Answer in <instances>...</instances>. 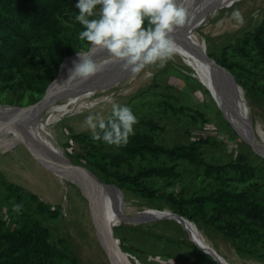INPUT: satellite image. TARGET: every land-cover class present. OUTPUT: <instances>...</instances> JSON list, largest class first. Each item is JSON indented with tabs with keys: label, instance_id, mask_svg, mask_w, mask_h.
<instances>
[{
	"label": "rangeland",
	"instance_id": "rangeland-1",
	"mask_svg": "<svg viewBox=\"0 0 264 264\" xmlns=\"http://www.w3.org/2000/svg\"><path fill=\"white\" fill-rule=\"evenodd\" d=\"M70 1L71 5L58 15L57 22L61 34L71 38L76 54L80 51H88L91 45L78 39L79 32L83 30L82 25L75 20L79 11L75 8L78 0ZM184 7L190 9L187 5ZM237 10L244 18L245 22L242 25L232 18L233 11ZM263 19L264 0H237L210 12L192 31L202 39L206 53L213 59L224 50L231 52V46L250 35ZM49 42L50 38L46 37L40 40L35 54L27 61L30 66L26 70H36L41 74L45 72L42 62ZM228 58L239 61V58L232 53ZM240 62L243 66L239 70L240 80L244 85L238 84L244 91L245 100L250 107L251 121L255 123L260 120L264 127L262 96L264 65L249 58ZM62 63L63 61L57 66L51 81L59 74ZM3 73L4 75L12 73V78L8 80L0 78V104L24 107L43 96L45 90L36 92L25 86H17L16 83L22 76L21 71L4 70ZM48 74L46 72L47 78H49ZM106 84L86 88L82 93L84 102L77 106L65 105L61 113L54 116L45 126L46 131L52 134L65 150L69 160L77 167L90 171L96 176L87 167L86 162L75 155L76 143L71 136L91 135V131L84 123L89 114L98 113L105 119L109 117L111 104L105 101V97L110 96L114 102L129 106L138 118L147 119L161 112L155 118V121L162 126L157 137L160 142L172 145L193 142L200 136L208 138L216 143L204 147L205 159L219 164L234 162L238 154H245L249 162L258 167L256 176L241 181L234 177L235 170L226 169L225 175L230 180L226 179L225 182L236 186L238 191L257 184L258 196L264 201V157L259 156L241 139L227 122L219 123V119L224 117L208 89L196 72L185 65L178 55L175 54L163 66L157 62L146 67L139 74L129 73L122 79ZM104 86L108 87L98 90ZM163 101L176 108L185 106L189 109L176 112L168 109L163 112L166 107L162 104ZM89 104H95V107L89 109L86 107ZM196 111L201 112L203 117L198 116L193 122L190 117L195 116ZM51 113L53 108L46 110L43 117ZM231 134H234L233 137ZM24 142L25 140L15 144H0V219L4 220L7 226L18 228L25 222L26 216L39 219L42 225L49 227L51 242H56L59 237L65 239L68 252L76 257L78 264H218L210 254L201 249L204 248V242L199 241L193 231L173 218L165 217L140 224L116 226L118 222L100 214L83 189L81 191L65 177V181L60 180L57 173L44 168ZM93 143L95 146L98 144ZM202 171V168L195 170L185 162H180L181 179L176 184L166 185L159 178L149 179L148 183L159 192L176 194L185 189V194L188 196L207 194L218 187V182L211 176L203 175ZM86 178L96 182L90 176ZM8 184L19 186L20 198L17 199L15 196L6 198ZM99 186L114 195L119 202L115 213L121 216L138 217L143 212L170 209L164 199L149 200L127 189L117 187L118 190L115 188V191L100 184ZM97 191L104 207L114 212V205L107 194ZM29 194L36 195L40 202L49 205L51 209H59L58 217L49 219L35 211L34 203L28 199ZM15 204L22 205L19 212L13 210ZM195 226L203 235L205 244L209 245V248L227 264H264V234L261 229H258L256 234L252 226L249 230L245 227L248 231L242 230L243 236L247 239L251 238V235L257 236L254 248L258 254H252L238 252L224 233L204 222ZM108 228L112 235L110 248L106 242ZM118 242H122L125 246L118 248L116 246ZM111 256L115 257L117 262H113Z\"/></svg>",
	"mask_w": 264,
	"mask_h": 264
},
{
	"label": "trees",
	"instance_id": "trees-1",
	"mask_svg": "<svg viewBox=\"0 0 264 264\" xmlns=\"http://www.w3.org/2000/svg\"><path fill=\"white\" fill-rule=\"evenodd\" d=\"M70 5V0H0L1 79L12 78V73L4 75V70L21 71V79L16 83L18 87L25 86L36 92L45 90L63 58L75 53L71 38L61 34L57 22L58 15ZM44 37L50 38L42 62L45 72L41 74L36 70H26L30 66L27 61L35 54L37 45ZM231 49V52L224 50L213 59L232 73L237 83L244 85L240 80L239 70L243 68L240 60L249 58L264 65V19L250 35L232 45ZM231 53L239 61L230 60L228 55ZM262 96L264 100V91ZM162 104L166 106L163 112L168 109L173 112L189 109L185 106L176 108L166 101ZM160 113L147 119L137 117L134 134L121 147L110 146L102 140L94 141L91 135H72L76 143L74 153L86 162L87 167L103 183L127 189L149 200L164 199L174 213L195 225L204 222L224 233L238 252L258 254L254 248L257 236L251 235L247 239L242 232L252 226L255 234L258 229L264 234V201L258 196L257 184L238 191L236 186L225 182L226 179L230 180L225 175L226 169L235 170L234 177L245 181L256 176L258 167L251 164L242 153L237 155L234 162H208L204 156V147L216 142L201 136L193 142L172 145L158 141L162 126L155 118ZM198 116L202 118L203 114L196 111L195 116L190 118L195 122ZM219 123L226 121L220 118ZM93 142L98 143L97 146ZM180 162H185L195 170L202 168L203 175L211 176L218 182V187L207 194L188 196L185 189L176 194L159 192L148 183L149 179L159 178L166 185L176 184L181 179ZM6 189V198H20L19 186L8 184ZM28 199L34 203L35 211L43 217H58L59 209H51L49 205L40 202L36 195L29 194ZM50 237L49 227L34 217L26 216L25 222L18 228L9 227L0 219V264H78L76 257L68 252L65 239L59 237L56 242H51ZM116 246L122 248L125 245L118 242Z\"/></svg>",
	"mask_w": 264,
	"mask_h": 264
},
{
	"label": "clouds",
	"instance_id": "clouds-1",
	"mask_svg": "<svg viewBox=\"0 0 264 264\" xmlns=\"http://www.w3.org/2000/svg\"><path fill=\"white\" fill-rule=\"evenodd\" d=\"M75 8L79 10L75 20L83 28L78 39L106 51L120 62L122 71L133 75L157 62L163 66L174 57L177 45L170 34L174 28L185 26L189 17L180 0H78ZM232 18L241 25L245 22L238 10L233 11ZM77 56L79 61L68 80H87L104 68L89 51L77 52ZM105 101L111 104L107 119L97 113L84 121L91 138L110 146L126 145L138 119L129 106L114 102L110 96ZM86 107L91 109L95 104ZM21 208L20 204L13 206L16 212Z\"/></svg>",
	"mask_w": 264,
	"mask_h": 264
},
{
	"label": "bare ground",
	"instance_id": "bare-ground-1",
	"mask_svg": "<svg viewBox=\"0 0 264 264\" xmlns=\"http://www.w3.org/2000/svg\"><path fill=\"white\" fill-rule=\"evenodd\" d=\"M193 1L195 0H180V2L183 3V5H187V7L189 4H192ZM233 1H237V0H202L201 6L208 7L211 6L212 4H215L216 8L213 10L215 11L220 7L228 6ZM185 36L189 48L184 47L180 43V38L178 36L171 37L177 45L176 55H178L179 58H181V60L184 62L185 65H187L194 72H196V74L200 78V81L204 83V85L208 89L209 94L213 99L214 103L217 104L219 108V112L221 111L225 121L231 126L232 129H234L237 135L241 139H243L248 145H250V147L259 156L264 157V127L259 122L260 120L256 121L255 123L251 121L250 118L251 111L248 103L245 100L244 91L241 90L240 88L238 90L231 88L225 75L219 69L213 67L202 58V55L200 54L199 50L204 51L206 55L208 54L206 53V49L204 47L202 39H200L199 36L194 31L190 33H186ZM92 59L101 65L114 61L106 51L92 55ZM78 61L79 58L77 56V53L65 57V60L62 65V71H70L74 67V63ZM107 87L108 86H104L98 90H104ZM83 91L85 90L69 91L64 95H62L61 97L53 100L47 107V110L53 108V113H51V115L49 114L45 115L40 121L39 127L34 130L36 143L39 144V147L44 152V154H46L50 158H54L62 162L65 161L66 163L71 162L65 150L62 148L60 144L57 143V141L54 139L52 134L46 131L45 126L47 122H50L54 116L61 113L60 111L64 108L65 105L77 106L80 105L81 102H84L85 98L82 97ZM13 107L14 106L11 105L0 104V110L2 111H9ZM9 138L14 142L16 141V143H19L25 140V134L23 130L15 128V130L9 134ZM57 177L62 181H65L64 180L65 177L71 183L78 186L81 189V191L83 189L85 193L88 195V197L91 199V201L93 202V204L95 205V207L97 208L100 214L118 222V225L116 226L127 225V224H138V223L140 224L145 221L170 217L181 222L188 229L193 231L197 239L199 241L204 242L203 247L210 249L209 245L205 244L206 242L203 239L204 237L201 233H199L195 224L190 220H188L187 218L178 220L179 214L174 213L170 209L165 208L158 212H143L138 217L121 216L115 213L117 210V206L119 205V202L116 200L114 195L102 189L99 186V184L94 182L92 179L90 178L88 179L85 176L68 174V173H58ZM97 190H100L101 192L107 194L112 204L114 205L115 208L114 212L104 207ZM106 234H107L106 242L108 243L107 246H109L110 248V246L112 245V240H111V232L109 231V228L106 230ZM111 260L113 262H117L115 257L113 256H111ZM224 263L227 264L226 262Z\"/></svg>",
	"mask_w": 264,
	"mask_h": 264
},
{
	"label": "water",
	"instance_id": "water-1",
	"mask_svg": "<svg viewBox=\"0 0 264 264\" xmlns=\"http://www.w3.org/2000/svg\"><path fill=\"white\" fill-rule=\"evenodd\" d=\"M202 0H195L192 4H189L190 9L188 10L189 17L188 22L183 27L174 28L173 32L170 34L171 37L178 36L180 38V43L189 48L188 42L186 40V33L192 32L194 27L210 12H212L216 5L212 4L208 7L201 6ZM91 55L101 53L104 50L101 49H93L90 46L89 50ZM202 58L208 62L213 67L219 69L227 78L229 85L231 88L238 90L239 84L235 80L232 73H230L225 67L219 65L214 59H212L209 55H206L204 51L199 50ZM65 60V58H64ZM63 60V62H64ZM63 65V63H62ZM130 72L122 71L120 67V62L113 61L107 64H104V68L101 72H98L96 75L90 77L87 80H68L70 71H62V67L60 69L59 74L50 82L47 88L44 91L43 96L36 102L29 104L24 107L14 106L9 111L0 110V144H15L16 141H12L9 138V134L15 130V128L23 130L25 134V144L29 146L32 154L35 158L40 162V164L54 173H68L75 174L85 177H92L96 180L101 186L109 187L110 189L118 188L112 184H105L100 179H98L93 173L90 171L87 172L79 167H77L72 162L66 163L65 161H59L54 158H50L40 149L39 144L36 143L34 130L39 127V123L42 120L44 113L47 110L49 104L64 95L69 91H81L86 90V88H92L94 86H100L118 79H121L125 75ZM116 188V189H115ZM178 220L185 219L182 215H178ZM112 240V235H111ZM117 245V244H116ZM199 248V247H198ZM201 248V247H200ZM199 248V249H200ZM208 254H210L218 264H225L220 257L208 248H201Z\"/></svg>",
	"mask_w": 264,
	"mask_h": 264
}]
</instances>
